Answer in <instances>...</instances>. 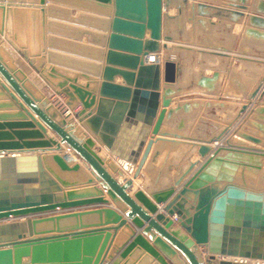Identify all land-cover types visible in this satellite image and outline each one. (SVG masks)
I'll return each instance as SVG.
<instances>
[{
    "label": "water",
    "instance_id": "95a60500",
    "mask_svg": "<svg viewBox=\"0 0 264 264\" xmlns=\"http://www.w3.org/2000/svg\"><path fill=\"white\" fill-rule=\"evenodd\" d=\"M49 1L77 3L98 12L100 17H106L91 18L93 22L100 23L101 34L93 36L105 50L95 48L93 52L97 57H104L103 66L55 54L53 49L64 42L60 43L53 36L47 38L49 49H52L47 52V57L49 62L54 63L77 62L83 68L92 69L96 77L101 76L100 84L93 80L85 87L77 85L75 79L62 80L55 86L58 88L56 93L67 97L66 105L69 108H73L74 104L82 106V110L75 114L78 122L85 123L120 163H127V171L136 166L133 178L137 179L153 144L166 137L161 132V126L165 118L174 112L167 110L171 105L169 96L173 92L164 91L160 110L159 91L161 68L164 70L165 84H171L175 82V64L166 61L161 67L160 63L151 62L148 57L160 51V41H173L171 36L163 34L164 8L171 5V0ZM187 1L182 0L184 3ZM190 1L195 3L197 0ZM44 4L45 0H0V32L4 33V25L15 8L28 6L42 9ZM204 7V4H199V8ZM47 10L51 18L59 15L58 11L65 12L55 5H49ZM234 13L236 16L243 15L242 11L235 10ZM258 13H264V2H261ZM259 14L250 16L251 24L264 28V18ZM47 27L50 31L57 29L51 22ZM147 32L148 40L145 39ZM163 48L168 47L165 45ZM13 72L0 54V76L14 93L6 84H2V88L10 93L13 100L19 98L22 101L19 105L22 111L13 115L19 120H6L12 117L11 114L0 113V264H105L107 259L110 262L106 264H184L181 256L188 264H264V195L246 193L233 185L219 189L216 185L205 186L200 182L205 178L204 170L218 152L213 153L176 194L174 188L153 193L150 197L143 191H137L134 193L135 201L125 192L132 181L120 185L106 171L104 161L93 151L95 140L78 136L76 129L65 130L69 125L64 114L53 104L48 107L47 100L37 97L23 81L20 84ZM55 72L53 69L46 76L51 80L56 79ZM116 77H121L124 85L116 84ZM98 85L97 99L89 88L94 86L95 91ZM261 86L262 83L252 94L251 100L256 98ZM0 96L5 95L0 93ZM38 103L46 110L43 111ZM96 103L97 107L93 110ZM248 106H243L240 113H244ZM5 107L6 104L0 105V109ZM113 107L115 109L111 113L110 108ZM137 109L144 115L140 131H128L120 136L118 124L125 116L128 120L133 118ZM255 112L264 114V107H258ZM58 116L62 117L57 122L55 119ZM43 125L51 129L61 142L45 138ZM150 131L157 138L153 137L147 142L139 159ZM241 136L256 145L262 144L260 138L246 134ZM220 139L201 144L198 150L201 158L211 152L212 148L208 145ZM61 143L89 165L116 204H123L125 212L129 210L127 219L134 227L141 229L147 225L149 230L155 231L156 236L151 241L137 234L127 220L111 208L70 211L90 205H104L106 202L102 197L104 192L94 186L95 180L79 164H69L59 153H46L60 151ZM36 151L45 154L40 155ZM196 165L197 162H193L175 186H180ZM110 168L117 171L113 164ZM77 177L83 178L84 182ZM81 183L88 186L77 187ZM188 194L195 197V204L190 208H187ZM137 202L153 217L144 212ZM163 203V213H158L157 205ZM176 224L180 229L175 228ZM121 229L128 232L126 242L119 239ZM112 237L119 248L105 254ZM29 257V262H23L24 258Z\"/></svg>",
    "mask_w": 264,
    "mask_h": 264
},
{
    "label": "crops",
    "instance_id": "0c3cea01",
    "mask_svg": "<svg viewBox=\"0 0 264 264\" xmlns=\"http://www.w3.org/2000/svg\"><path fill=\"white\" fill-rule=\"evenodd\" d=\"M199 4H204L205 7L199 8ZM260 4L258 0L248 3L241 10L243 14L241 16H236L234 13L236 3H218L209 0H197L195 3L190 0L186 3L182 0H171V5L164 8L163 34L171 36L173 41L168 43L160 41V51L152 53L148 57L153 56L156 59L159 57L161 67L166 61L175 64V82L171 84H165L163 67L161 68V89L159 91L161 95L160 110L164 91L171 90L173 92L169 96L171 105L167 110L174 112L170 117L165 118L161 126V132L166 134V137L153 144L137 179L133 178L136 166H133L131 171H127V163H120L95 138L85 123L78 122L75 114L82 110V106L74 104L73 108H69L66 105L67 97L56 93L58 88L55 86L62 80L73 81L75 79L77 85L85 87L93 80H97L100 84L101 76L96 77L92 69L83 68L77 65V62L57 61L54 63L49 62L47 57V52L52 50L49 49L47 38L53 36L57 41L64 42L53 49L55 54L65 56L70 60L103 66L105 64L104 57H97L93 52L95 48H102V50L104 48L100 47L93 36V34H101L100 23L91 20L93 16H101L97 15L98 12L73 2L52 3L49 0H45L42 9L28 6L14 7L15 9L8 16L4 25V33L0 32V54L4 63L14 70L13 75H17L15 77L20 84L23 81L37 97L47 100L48 107L53 104L62 115L64 114L69 125L65 130L76 129L78 136L95 140L93 151L104 161L106 171L120 185L129 180L132 181L131 187L125 190L131 198L134 199V193L137 191H143L150 197L153 193L165 192L170 188H174L176 194L215 152L214 143H212L208 145L212 148L211 152L201 158L198 154L199 146L219 138H221L219 143H223L224 147L219 149L220 152L218 151L216 158L206 167L203 173L205 178L200 179V182L202 181L205 186L216 185L219 189L233 185L246 193L264 195V114L255 112L256 108L264 107V102L251 100L252 94L264 80V28L254 26L250 21V16L259 14ZM49 5H55L57 9L65 12L58 11L59 15L51 18L47 10ZM259 15L264 18V13ZM48 22L53 23L57 29L50 31L47 27ZM0 28H2L1 10ZM145 39H149V32ZM165 45H167V49L163 48ZM98 58L101 59L100 63L97 61ZM53 69L57 71L55 72L56 79L51 80L46 74L51 73ZM50 81L52 85L49 83ZM115 83L124 85L121 77H116ZM2 84L8 86L0 76V93L5 95L4 97L0 96V105H7L4 109H0V113L11 114L12 117H7L6 120H19L13 115L22 111L19 106L22 101L19 98L13 100L10 93L4 91ZM8 87L10 92L14 93L10 86ZM93 88L94 86L89 90L98 99L99 85L95 91ZM38 105L43 111L46 110V107L40 103ZM245 105L254 106V109L248 113L246 123L244 122L240 130H234L233 127L238 121L241 108ZM96 107L97 103L93 110ZM26 108L31 112L28 107ZM114 109L115 107L110 108L111 113ZM31 114L33 113L31 112ZM33 116L38 122H41L36 115L33 114ZM61 117L58 116L55 121H60ZM143 117V113L138 109L133 118L128 120L125 116L118 124L120 136L128 131L135 130L138 133L143 125ZM43 126L46 129L45 138L61 142L51 129ZM5 131L9 130L5 129ZM235 134L260 138L262 144L253 145L244 142L238 139V136L235 137ZM153 137L157 138L150 131L139 159L147 142ZM61 148L60 151L46 153H59L65 157L69 164H79L87 175L95 180L94 186L104 192L102 197L106 202L104 205H90L70 211L108 207L127 220L137 234H141L146 240L151 241L156 236L155 231L149 230L147 225L141 229L134 227L127 219L129 210L125 212L123 204H116L107 195L105 184L92 172L89 165L66 144L61 143ZM36 153L45 154L42 151H36ZM193 162H197L195 168L183 179L180 186H175L176 181L187 172ZM111 164L116 166L117 171L110 168ZM77 178L84 182L83 178ZM86 186L88 184L81 183L77 187ZM65 191L66 189H64ZM191 194H188L191 199L187 196L189 199L187 208L195 204V197ZM172 198L174 196L168 202ZM137 204L144 212L153 217L142 205L138 202ZM157 206L158 213H163L165 203ZM193 212L191 210L192 214ZM171 218L174 219V217ZM111 226L114 225L109 227ZM175 228L180 229V226L176 224ZM182 232L185 233L184 230ZM111 233L115 235L114 231ZM119 235L121 242L127 241L128 232H123L121 229ZM113 237L105 254L119 248L116 246V239L113 242ZM200 252L201 248L198 249V253ZM180 258L184 264H188L183 256ZM29 261L30 257L23 259V262ZM105 262L109 263L110 261L107 259Z\"/></svg>",
    "mask_w": 264,
    "mask_h": 264
},
{
    "label": "rangeland",
    "instance_id": "374dc122",
    "mask_svg": "<svg viewBox=\"0 0 264 264\" xmlns=\"http://www.w3.org/2000/svg\"><path fill=\"white\" fill-rule=\"evenodd\" d=\"M209 1H213V2H218V3H236V6L239 5V6H246L248 3H252V2H255L256 0H209ZM262 1L264 0H258L259 3H261ZM234 10H237V11H241L242 9L238 8V7H235L234 6ZM240 32V30H239ZM168 43V42H166ZM254 100H260V102H264V80L262 82V86H261V89L259 90L258 92V95L256 96V98ZM254 109V106H248V109L244 112V113H240V116H238V121L235 123L234 125V130H240V127L242 125H244V122L246 121L247 119V116H248V113ZM233 130V131H234ZM238 133V132H237ZM238 134H236L235 136H237ZM240 140L242 141H246V142H249L253 145H256L248 140H245L242 136H239L238 137ZM226 141V140H225ZM215 143V142H214ZM226 145V143H225ZM264 149V147H263ZM264 151V150H263Z\"/></svg>",
    "mask_w": 264,
    "mask_h": 264
},
{
    "label": "bare ground",
    "instance_id": "6f19581e",
    "mask_svg": "<svg viewBox=\"0 0 264 264\" xmlns=\"http://www.w3.org/2000/svg\"><path fill=\"white\" fill-rule=\"evenodd\" d=\"M176 26V25H175ZM173 28H174V26H173ZM176 29V28H175ZM168 31V30H167ZM176 31H178L177 29H176ZM166 34V33H165ZM177 35V34H176ZM221 49V48H220ZM177 50V49H176ZM185 51V50H184ZM176 52V51H175ZM186 53V52H185ZM153 57V56H152ZM164 71V70H163ZM247 74V73H246ZM164 78V77H163ZM199 79V78H198ZM173 87V86H172ZM242 106V105H241ZM241 108V107H240ZM257 109V108H256ZM255 109V110H256ZM239 111H240V109H239ZM246 123V122H245ZM236 135V134H235ZM238 136V135H237ZM236 137V136H235ZM239 137V136H238ZM239 139V138H238ZM213 147L215 148V152L217 151H219V149H222L224 146H223V143L221 144V143H219V141L218 142H215L214 144H213ZM214 152V153H215ZM220 152V151H219ZM68 155V154H67Z\"/></svg>",
    "mask_w": 264,
    "mask_h": 264
},
{
    "label": "built area",
    "instance_id": "2783aa9c",
    "mask_svg": "<svg viewBox=\"0 0 264 264\" xmlns=\"http://www.w3.org/2000/svg\"><path fill=\"white\" fill-rule=\"evenodd\" d=\"M149 60L151 61V62H157V63H160V58L158 57L157 59L156 58H153V57H151V58H149Z\"/></svg>",
    "mask_w": 264,
    "mask_h": 264
}]
</instances>
